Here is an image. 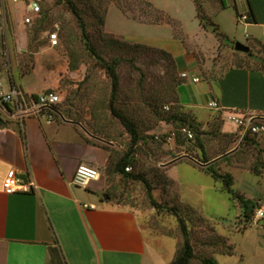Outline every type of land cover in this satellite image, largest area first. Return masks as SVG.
Masks as SVG:
<instances>
[{
	"label": "rangeland",
	"instance_id": "374dc122",
	"mask_svg": "<svg viewBox=\"0 0 264 264\" xmlns=\"http://www.w3.org/2000/svg\"><path fill=\"white\" fill-rule=\"evenodd\" d=\"M72 1L79 8L97 51L107 61L122 59L118 67L120 86L116 108L135 123L140 135L133 150L136 165L130 172L147 179L155 200L165 208L174 209L177 216L153 208L143 183L107 172L129 153L132 140L109 108L111 78L89 51L79 22L66 4L58 0H39L41 18L34 17L31 24L24 25L28 9L25 3L6 0L9 52H4L3 57L6 60L9 57L12 68L18 66L21 73L34 69L28 79L31 89L42 90L50 85L44 92L59 95L56 109L66 118L81 123L102 143L109 156V168L107 170V165L101 168L100 174H105L110 186L107 191L111 202L129 206L137 213L150 244L155 248L159 246L157 250L163 264H172L182 248L180 217L186 220L196 254L191 264H202V260L208 258L224 264L228 258L215 254L231 253L236 248L244 249L243 264L254 263L251 252L260 228L245 220L240 203L220 181L206 174L203 162L210 160L216 163V170L232 174L234 190L247 198L263 199V180L252 170L258 163L264 164V130L251 132L249 142L242 141L243 134L237 132L236 124L227 123V129L237 132L236 136L223 134L217 118L203 123L186 109L180 88L187 82L181 77L178 57L182 49L178 41L186 44L188 52L195 53L199 63L200 57H207V67H221L222 71L239 63L264 70V45L253 49L247 46L249 51L244 53L236 51L235 43H231L228 50L223 46L214 50L213 36L204 39L199 34L195 42L186 41L181 22L185 23L188 33H198L194 0ZM198 1L215 23H221L226 33L239 37L244 44L249 42L246 40L249 33L236 22L234 9L222 10L226 1L231 5L229 0ZM17 26L22 29L18 33ZM55 33L58 45L53 47L50 35ZM72 65L76 66L75 70L71 69ZM206 69L203 75L208 79L211 72ZM8 111L13 112L10 107ZM208 113L206 109L200 111V118H207ZM2 115L4 112L0 111ZM51 117L59 119L55 115ZM255 123V127L264 126V121ZM182 127L192 130L196 127L201 133L203 148L195 137L188 139L182 134L175 141L167 142L171 132ZM246 230L247 233H242Z\"/></svg>",
	"mask_w": 264,
	"mask_h": 264
},
{
	"label": "crops",
	"instance_id": "0c3cea01",
	"mask_svg": "<svg viewBox=\"0 0 264 264\" xmlns=\"http://www.w3.org/2000/svg\"><path fill=\"white\" fill-rule=\"evenodd\" d=\"M5 1L0 0V18L4 21L3 26L0 25V48H4L0 50V95L14 87L29 97L42 94L51 86L31 89L28 79L34 69L21 73L18 66L12 68L9 57L7 60L3 57L4 52H9ZM229 1L231 5L226 1L222 10L232 7L236 22L239 17L248 18L246 22H238L249 33L247 44L237 36H230L221 23H216L228 38V41H220L201 25L197 12L196 35L188 33L185 23H180L186 41L193 43L195 36L202 34L204 39L213 36L214 50L221 46L228 50L231 43L237 42L252 49L262 47L264 0ZM20 30L21 26L15 28L16 33ZM178 42L182 49L178 57L181 75L187 73L201 79L200 83L185 79L188 90L184 85L180 88L184 106L200 122L208 123L210 118H217L221 132L235 136L238 131L243 134L245 129L239 127L234 118L264 121L263 69L244 63L233 64L223 71L221 67H207V57H200L199 63L195 53L188 52L182 40ZM206 68L212 73H208V79L203 75ZM211 101H216L219 109H211ZM7 107L10 105L0 104V111L4 112L0 122V264H163L157 250L159 246L155 248L150 244L137 213L129 206L111 202L107 191L110 186L104 173L88 189L73 185L79 165L92 166L101 173L100 169L108 164L109 156L102 143L81 123L63 114L56 113L59 119L53 120L46 109L21 116L9 112ZM205 109L209 113L202 119L200 111ZM230 122L238 126L237 132L227 129ZM12 170L25 182H33L36 189L27 194H6L4 183ZM260 177L264 183V174ZM249 199L264 201V198ZM256 227L260 230L251 252L255 259L252 264H264V221ZM236 249L215 255L226 256L224 264H243L244 249Z\"/></svg>",
	"mask_w": 264,
	"mask_h": 264
},
{
	"label": "trees",
	"instance_id": "16d2710c",
	"mask_svg": "<svg viewBox=\"0 0 264 264\" xmlns=\"http://www.w3.org/2000/svg\"><path fill=\"white\" fill-rule=\"evenodd\" d=\"M27 1H29V0H27ZM38 2H39V0H38ZM58 2L61 4H66L68 6V8L70 9V11L77 18L79 25L81 27V30H82L83 38L86 41V44L88 46L89 51L96 58L98 63L101 65V67L106 70L108 76L111 78L112 94H111V98H110V102H109V108H110L112 114L116 118H118L119 121L122 123V125L127 130L128 134L130 135L131 140H132L131 149H130L129 153L126 154L125 156H123V158L120 161H118L112 169L109 168V163H108L107 164V170L109 168V171H107V172H109L112 175H118V176L123 177L127 180L130 179V180H134V181H138V182L143 183L144 186L146 187L147 195H148L150 204L153 208H156L157 210L169 211V212H172L173 214H175L177 216V213L174 211V209L165 208L155 200V198L153 197V194H152V191H153L152 186L147 179H145L141 175L133 174L130 171L126 170L127 168H132L136 165V160L133 156V150H134L135 145H137L138 142L140 141V135H139L138 128L135 125V123L132 120H130L129 118H127L126 116H124L123 114H121L118 111V109L116 108V99H117V94H118L119 86H120L118 67L121 64L122 59L115 58L112 61H107L102 56V54L100 52H98L97 49L94 47V45L91 43L89 36H88V33H87V26H86L85 20L82 17V14H81L79 8L77 7V5L72 0H58ZM194 3L196 6L197 16L201 22V25L205 29L212 31L219 40L228 41L227 36L220 31L219 26L205 13L202 4L199 3L198 0H194ZM41 14H42V8H41V12L38 16V19L41 18ZM42 20H44V19H42ZM130 63L133 64L132 61H130ZM71 69L75 70L76 66L72 65ZM36 96L37 95H34L33 97H36ZM56 106L53 107L52 109L47 110L50 115L58 116V114H56V113L63 114L61 111H58L56 109ZM7 108L9 110V107H7ZM185 122H186V120L183 121V123H185ZM255 124H256L255 121H253V126H255ZM184 128H187V127H182L180 129L174 130L176 132L177 136H180V134L184 135L182 133V129H184ZM187 129H189L193 132L195 139L200 143V134L201 133L199 132V130L196 127H193L194 131L190 128H187ZM250 133L251 132H248L246 135H243L241 137L242 138L241 140L242 141L243 140L248 141V135ZM199 145L201 148H203L201 143ZM209 161L210 160H206L203 162V163H205L204 165H206V166H204L205 167L204 170H205L206 174L210 175L214 180L220 181L221 184H223L226 191L232 196V198L240 203V206H241V209L243 212V216H244L246 221H249L253 215L254 210L259 205L260 201L251 200V199L247 198L245 195L241 194L240 192L234 190V183H235L234 181L235 180H234L233 175L230 173H225V174L221 173L220 171L216 170V167H215L216 163L212 164ZM209 163H211V164H209ZM252 173H254L256 176H259V177L262 176L264 174V164L258 163L253 168ZM178 221H179L180 231H181L182 238H183V245H182V248H181L180 252L178 253L175 261L172 264H191V261L196 257V254H195L194 248L191 244L190 230L188 229L186 220L184 218L180 217ZM202 264H217V261L215 258H208V259L202 260Z\"/></svg>",
	"mask_w": 264,
	"mask_h": 264
},
{
	"label": "built area",
	"instance_id": "2783aa9c",
	"mask_svg": "<svg viewBox=\"0 0 264 264\" xmlns=\"http://www.w3.org/2000/svg\"><path fill=\"white\" fill-rule=\"evenodd\" d=\"M14 3L24 2L27 9V15L24 16L23 23L24 25H29L32 23L34 17H38L41 12V5L38 0H29L28 4L24 0H13ZM247 17H239L238 22H246ZM0 23H4V21L0 18ZM50 42L52 46L58 45V35L51 34ZM183 79H191L193 83H200L201 79L199 77H191L187 73H183L181 75ZM60 103V97L57 93L52 91H46L42 94L37 95L36 97H29L20 89L14 87L10 89V91L6 94L0 95V104L2 105H10V109L13 110L14 113L25 116L32 111L39 112L43 109L49 110L55 107ZM209 107L211 109H219V105L216 101H211L209 103ZM239 127H244L246 135L248 132L258 133L264 130V126H253V122L249 119L248 121H244L243 119H233ZM182 133L188 139H194V134L191 130L184 128L182 129ZM177 134L175 131L171 132L170 136L167 137V142L175 141ZM130 171V168L126 169ZM101 174L97 168L92 166L81 164L78 166L76 173L73 178V185L79 188L88 189L93 182H96L100 179ZM36 189V185L33 182H25L21 179L15 171H10L7 175V178L4 183V191L8 195L13 194H27L32 193ZM92 209H95L94 206H91ZM264 221V201H260L259 205L253 212V215L250 219L251 224L254 226H259L261 222Z\"/></svg>",
	"mask_w": 264,
	"mask_h": 264
},
{
	"label": "water",
	"instance_id": "95a60500",
	"mask_svg": "<svg viewBox=\"0 0 264 264\" xmlns=\"http://www.w3.org/2000/svg\"><path fill=\"white\" fill-rule=\"evenodd\" d=\"M235 49H236V51L244 52V53H247L249 51V48L240 42L235 43ZM2 121H3V119L0 116V122H2ZM211 163H213V162H211ZM211 163H209V164H211ZM203 166H206V165H203Z\"/></svg>",
	"mask_w": 264,
	"mask_h": 264
}]
</instances>
